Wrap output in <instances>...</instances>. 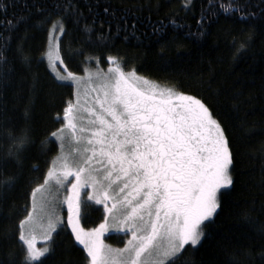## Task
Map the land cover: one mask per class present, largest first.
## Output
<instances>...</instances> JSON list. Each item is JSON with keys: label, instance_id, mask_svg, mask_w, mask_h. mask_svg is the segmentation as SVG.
I'll use <instances>...</instances> for the list:
<instances>
[{"label": "snow or ice", "instance_id": "obj_1", "mask_svg": "<svg viewBox=\"0 0 264 264\" xmlns=\"http://www.w3.org/2000/svg\"><path fill=\"white\" fill-rule=\"evenodd\" d=\"M205 3L207 6L196 18L201 36L205 23L219 13L237 14L242 20L256 15L246 0ZM181 5L190 10L193 0H181ZM24 7L29 8L27 3ZM0 8H7L2 0ZM55 9L50 12L43 6L34 8L39 14L35 25L47 26L46 49L40 51H46L47 66L57 86L71 91L58 121L61 127L41 141L46 147L54 138L59 154L46 168L43 182H33L36 186L29 193L30 206L26 202L22 208L25 215L18 222V241L22 242L19 264H44V258L53 251L51 246L35 247L37 227L44 229V239L50 244H54L53 234L69 228L75 241L83 246L86 264H177L190 248L202 242L215 222L223 197L234 185L235 155L227 128L203 97L174 85H160L139 74L134 65L124 64L119 54L109 52L102 60L84 49H73L69 43L67 60L83 57L82 63L87 62L84 76L69 70L62 55L61 37L67 35V19L79 24L83 13L73 0H57ZM32 11L6 21L9 27L7 34L0 32V49L11 44L21 23L27 30ZM103 12L115 15L107 6ZM170 22L184 26L175 19ZM100 23L102 27L103 21ZM95 24V20L83 24L87 35L80 42L90 48L107 47L110 30L97 32ZM162 25L153 31H162ZM28 39L31 37L27 35L18 37L16 49L25 65L32 60L24 48ZM245 46L241 43L240 49ZM43 58L41 55L37 62ZM5 60L0 50V81L6 78V70L10 71ZM93 60L95 71L89 67ZM101 62L108 64L107 72L99 66ZM30 131L27 119L18 131L0 120V168L9 160L17 166L23 163L31 142ZM5 139L8 147L3 151ZM15 179L0 178V199L14 186ZM37 193L41 201L39 217ZM64 205L66 222L56 213V207L63 212ZM87 209L102 211L103 222L98 227L85 230L81 226L82 212ZM109 230L124 234L122 248L105 244L102 236Z\"/></svg>", "mask_w": 264, "mask_h": 264}, {"label": "trees", "instance_id": "obj_2", "mask_svg": "<svg viewBox=\"0 0 264 264\" xmlns=\"http://www.w3.org/2000/svg\"><path fill=\"white\" fill-rule=\"evenodd\" d=\"M2 2L7 8H0V32L6 34L7 20L33 10L27 30L21 23L13 33L11 44L0 49L6 57V68L10 69L0 81V120L18 131L27 119L31 129V142L23 154V163L17 166L9 160L0 168V178H16L14 186L0 199V262L19 264L22 242L18 241V222L25 215L22 208L26 202L30 206L29 193L36 186L33 182H43L46 168L51 167L59 152L54 138L46 147L41 141L60 128L58 121L62 119V109L71 89L58 87L54 81L45 59L46 51H40L46 49L47 26L35 25L39 16L34 12L35 6L55 11L57 0ZM73 2L83 15L79 24L68 18L67 35L61 37L62 55L69 70L78 76L84 75L87 63H82L83 57L67 60L69 43L73 49H84L102 60L109 52L119 54L124 57V64L134 65L139 74L160 85H174L203 97L227 128L235 155L234 185L223 197L222 207L202 242L190 248L177 264H264V2L246 0L249 10L256 15L244 20L237 14L219 13L205 23L202 36L197 32L196 18L207 6L205 0H193L190 10L182 8L181 0ZM105 6L115 15L105 14ZM171 19L184 26L172 24ZM93 20L96 21L95 31L109 33L110 30L107 47L90 48L80 42L87 35L83 33V24H91ZM161 22L163 30L154 32ZM25 35L31 37L24 44L26 54L32 56L30 65L22 63L16 52L18 37ZM241 43L246 45L242 49ZM41 55L43 60L37 62ZM99 66L105 71L108 64L101 62ZM89 67L95 71L96 61ZM7 147L5 139L3 151ZM34 165L39 171L34 170ZM82 217V226L90 229L103 220V213L87 209ZM53 235L54 244L47 243L53 251L44 258V264H86V253L76 244L69 228ZM105 240L121 246L124 235L110 234Z\"/></svg>", "mask_w": 264, "mask_h": 264}, {"label": "rangeland", "instance_id": "obj_3", "mask_svg": "<svg viewBox=\"0 0 264 264\" xmlns=\"http://www.w3.org/2000/svg\"><path fill=\"white\" fill-rule=\"evenodd\" d=\"M55 35H59V33H55ZM45 59H46V62H47V58H46V53H45ZM61 67H63V66H61ZM107 69H108V67L106 68V70H105V72H107ZM52 73V72H51ZM53 74V73H52ZM54 75V74H53ZM84 75H85V73H84ZM84 75H81V76H84ZM62 118V117H61ZM61 127V126H60ZM57 144H58V142H57ZM59 148V147H58ZM58 154H59V152H58ZM57 154V155H58ZM56 158V157H55ZM54 158V159H55ZM52 166V165H51ZM60 199L62 200L63 199V195L61 194V196H60ZM37 202H38V207H37V213H36V215L39 217V216H41L42 214H41V212H40V208H39V205H40V194L39 193H37ZM91 203V202H90ZM96 206H98V205H96ZM102 207V206H101ZM56 213L58 214V215H61V216H63L64 218H65V222H66V205H64L63 206V212L61 211V208L60 207H56ZM43 223H46V217H45V219L42 221ZM103 222V220L100 222V223H102ZM99 223V224H100ZM99 224L96 226V227H98L99 226ZM81 226H82V224H81ZM83 227V226H82ZM93 228H95V227H93ZM90 229H92V228H90ZM70 230V229H69ZM85 230H88V229H85ZM71 231V230H70ZM110 234H118V235H124L123 233H118V232H116L115 230H109L108 232H105L104 234H103V236H102V239L104 240V242H105V244L106 245H108V246H111L112 248H122L123 246H124V243L126 242V240L124 239V243L120 246H118V245H116V244H113V243H111V242H107L106 240H105V237L107 236V235H110ZM34 236H35V247L37 248V249H40V248H43V247H47L48 245H47V243H48V241L47 240H45L44 239V229L43 228H41V227H37L36 228V230H35V233H34ZM74 237V236H73ZM74 240H75V238H74ZM76 242V241H75ZM76 244L77 245H79L77 242H76ZM79 246H81L82 248H83V246L82 245H79Z\"/></svg>", "mask_w": 264, "mask_h": 264}]
</instances>
